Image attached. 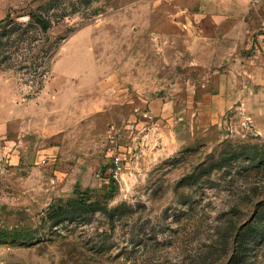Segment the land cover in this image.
Returning <instances> with one entry per match:
<instances>
[{
	"label": "rangeland",
	"instance_id": "374dc122",
	"mask_svg": "<svg viewBox=\"0 0 264 264\" xmlns=\"http://www.w3.org/2000/svg\"><path fill=\"white\" fill-rule=\"evenodd\" d=\"M154 3L0 0V264H264V0L211 66Z\"/></svg>",
	"mask_w": 264,
	"mask_h": 264
},
{
	"label": "crops",
	"instance_id": "0c3cea01",
	"mask_svg": "<svg viewBox=\"0 0 264 264\" xmlns=\"http://www.w3.org/2000/svg\"><path fill=\"white\" fill-rule=\"evenodd\" d=\"M154 2V10L145 16L141 15L140 22L138 19V25L134 28L139 31V28L147 27L154 37L162 34L165 38L160 48L165 51L170 50L172 42L169 38L170 32L164 28L176 22L185 29L184 42L178 48L188 50L192 56L191 62L198 66L219 64L217 61L219 50L234 49L232 39L236 22H244L246 18L257 16L251 10L250 0H154ZM158 2H161L162 9L166 10L157 18L155 10L160 9L157 8ZM160 18L163 21L162 30L157 27L160 26ZM208 71L211 76H216L212 70Z\"/></svg>",
	"mask_w": 264,
	"mask_h": 264
},
{
	"label": "built area",
	"instance_id": "2783aa9c",
	"mask_svg": "<svg viewBox=\"0 0 264 264\" xmlns=\"http://www.w3.org/2000/svg\"><path fill=\"white\" fill-rule=\"evenodd\" d=\"M129 126L132 129L135 128V125L133 123L130 124ZM111 156H112V162H113L112 176L113 178H118V176L122 173L124 169V165L126 163L127 157L123 155V153H117V152H114L113 154H111Z\"/></svg>",
	"mask_w": 264,
	"mask_h": 264
},
{
	"label": "trees",
	"instance_id": "16d2710c",
	"mask_svg": "<svg viewBox=\"0 0 264 264\" xmlns=\"http://www.w3.org/2000/svg\"><path fill=\"white\" fill-rule=\"evenodd\" d=\"M38 22L40 23V25L43 27V28H46L47 27V24L44 20H40L39 18L37 19ZM2 20H0L1 22ZM110 179H114L113 177H110ZM78 201V200H77Z\"/></svg>",
	"mask_w": 264,
	"mask_h": 264
}]
</instances>
